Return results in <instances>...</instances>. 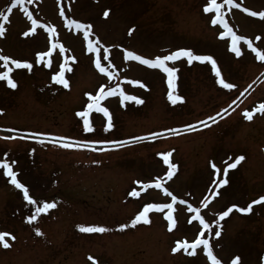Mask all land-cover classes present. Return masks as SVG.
<instances>
[{
	"label": "rangeland",
	"instance_id": "rangeland-1",
	"mask_svg": "<svg viewBox=\"0 0 264 264\" xmlns=\"http://www.w3.org/2000/svg\"><path fill=\"white\" fill-rule=\"evenodd\" d=\"M10 2L0 0V11ZM208 3L33 0L14 7L7 21L0 20L5 26L0 53L33 65L30 70L16 68L9 61L6 68L0 61V72L11 68L9 74L17 83L13 89L0 79V159L16 162L17 178L38 201L31 205L24 200L22 190L0 169V232L11 234L5 237L9 247L0 244V264H211L203 246L195 255L171 251L177 241L191 243L201 232L222 264H231L236 256L239 264H264V202L253 205L249 213L233 209L224 219L218 215L232 204L246 207L264 195V112L253 111L264 103V61L245 41L238 42L241 56L230 50L231 37L220 35L223 25L211 23L215 10H203ZM235 3L240 7L223 5L224 19L264 53V18L243 10L264 11V0ZM26 9L40 22L27 37L23 33L32 25ZM106 9L109 15L104 17ZM72 19L92 25L89 39H99V53L87 50L85 29L69 26ZM45 26H54L55 32L50 34ZM52 44L57 47L51 55L37 63L36 54L47 52ZM180 48L213 56L222 77L235 87L220 85L210 62L189 64L184 57L166 61L178 69L173 94L183 97L173 104L163 69L124 59L125 49L155 58ZM97 55L113 73L111 79L96 68ZM67 57L75 60H67L71 71L65 68L69 82L65 88L52 76ZM101 85L105 91L119 86L143 103L121 104L118 92L108 96L100 103L110 110L113 127L106 129L107 118L93 109L88 116L93 130L85 131L84 118L77 113L90 102L86 93L95 95ZM245 111L253 112L251 120ZM65 139L79 146L65 148ZM164 152H171L170 162L177 165L171 179L166 176L168 165L158 155ZM237 155L245 159L229 169V183L217 188L211 163L223 177L224 167ZM158 179L161 188L155 187ZM164 188L177 197L175 202ZM133 189L138 196L129 195ZM214 192L219 195L213 196ZM45 201L57 206L29 223L26 218ZM149 203H172L176 226L169 230L166 208L150 210V223L132 226V219ZM189 205L201 209L208 229L192 220L196 214ZM120 224L128 227L120 229ZM78 225L103 226L108 231L81 232ZM37 228L43 235H37ZM216 230L221 231L220 237L215 236Z\"/></svg>",
	"mask_w": 264,
	"mask_h": 264
},
{
	"label": "snow or ice",
	"instance_id": "snow-or-ice-1",
	"mask_svg": "<svg viewBox=\"0 0 264 264\" xmlns=\"http://www.w3.org/2000/svg\"><path fill=\"white\" fill-rule=\"evenodd\" d=\"M33 0H11L9 6L7 7L6 10L0 11V20L7 21L8 20V14L12 12V9L16 7L17 5H24L25 3L31 4ZM223 5H234L235 7L239 8L240 5L235 3V0H223V3H218L217 0H210V3H208L204 7L205 12H211L213 9L215 10L216 15L212 18L211 23L213 25H216L217 23L222 24L223 28L225 31L221 32L220 35L223 36H230L231 37V44H230V50L235 53L236 56H241V48L238 46V42L240 41H245L247 43L248 48H251L254 52L257 53V56L260 60L264 61V53H261L259 49H256L253 47V44L251 40H249L247 37L242 36V35H237L233 29L230 27V25L226 22L224 19L223 13H222V7ZM245 12H250L252 16H259L261 18H264V11H251L248 8L243 9ZM27 12V9L25 10ZM60 15L64 16V9L61 8L60 10ZM109 15V10H105L103 12V16L107 17ZM28 19L31 21V27L28 29V31H25L23 33L24 36H29L30 34L34 33L36 31V26L40 23L38 19H34L32 16L31 12H27ZM69 26H74L76 29H85L83 32L84 38L87 40V50L89 52H95L99 53L100 49L96 47V45L100 44L99 39H89V35L92 29L91 24H86L82 23L78 20L72 19L68 21ZM47 27V31L52 34L55 32L54 26L52 27ZM133 29H129V33L132 32ZM5 34V26L3 23H0V36H3ZM257 40L260 39L259 36L256 37ZM57 47L56 44H52V47L48 49L47 52H39L37 53V63L40 62L45 56H50L52 49ZM60 51L63 52L65 49L63 45L61 44L60 46ZM104 53H107V48L104 49ZM181 57H184L187 59V62L191 64L193 61H200V62H210L211 64V69L215 73V76L218 79V83L222 85L226 89H232L235 87L234 84L232 83H227L225 79L222 77V72L220 67L217 64L216 59L211 56V55H201V54H196L193 52L192 49L190 48H180L177 49L176 51L171 52L168 55H161V56H156L155 58H146L143 55L137 54L135 51L127 50L125 49L124 51V59L125 60H134L142 63L143 65L153 67V68H160L163 69V71L167 74V82L169 85V93H168V99L173 103L176 104L178 101H182L183 97L180 95H174L173 92L176 89V80H177V72L178 69L175 67H169L166 64V61H175ZM102 58L104 60H108L107 55H103ZM75 60V57H67L66 61L64 64L60 66V70L55 73L52 76V80L59 83L60 85H63V87L68 88L69 87V82L65 78V68L68 69V71H71V68L67 64V60ZM0 61L4 62L5 67L7 68L8 62L11 61V64L15 65L16 68H24V69H31L33 67L32 63L29 61H22L19 59H13L12 57L8 55H3L0 53ZM95 66L101 73H106L108 78L111 79L113 73L109 71V69L105 66L102 65L101 63V55H97L95 61ZM50 65V61H49ZM11 68H8L6 71L0 72V79L6 80L7 84L11 88H16L17 83L16 81L12 78V76L9 74L11 72ZM132 84H142L141 81L139 80H132L130 81ZM119 93V96L121 97V104H123L125 101H135L137 104L143 103V101L132 95L126 94L122 89L117 86V88H111L109 87L107 91H105L104 86L101 85L100 89L97 91L95 95L92 93H86V95L89 97L90 102L87 104L86 108L83 111H79L77 113L78 116L84 118V130L85 131H92L93 126L91 122L88 119L89 112L93 109H95L97 112H102L104 116L107 118V125L106 129H111L113 127L112 124V115L110 113V110L107 107L101 106V100L105 99L108 96H112ZM260 111L264 112V103L260 104L258 109H253V111ZM3 110L0 109V112ZM223 111H226L223 110ZM245 117L249 120L252 119L253 112L252 111H245L244 113ZM216 116H220V113H217ZM208 120H211L215 122L214 117H208ZM201 125L207 127L204 121L198 122ZM187 129H191V125H186L185 126ZM166 131L170 132H175V129H168ZM36 135H43L44 139H47V135L44 134H36ZM152 136H155V133L151 134ZM133 140H139L142 139V137H133ZM113 143H118V142H113ZM79 146L78 143H74L70 139H65L63 143V147L65 148H73ZM158 155L163 157V162L168 165V171L166 173V176L168 179H171L173 175L175 174V171L177 170V165L175 163L170 162V156L172 155L171 152H164V153H159ZM231 159V158H230ZM245 157L243 155H237L234 159L233 162L227 163L226 167L223 169V177H220V168L217 167V165L212 162L211 167L215 170L216 172V178L213 180V184L216 185L217 188H220L221 186H225L229 183V180L227 179V174L229 169H235L237 165L243 161ZM15 161L9 162L8 159H0V169H3V172L6 176L11 178V183L17 188L21 189L23 192V199L26 200L29 204L31 205H38V201L30 195L29 188L22 183L18 178H17V172L13 170V164H15ZM137 184L142 183L141 181H136ZM162 184L160 180L158 179L157 182L155 183L156 188H161ZM164 192H166L169 196L172 197L173 202L177 200V197L172 195L171 192L167 188H164ZM130 196H138L139 192H137L135 189H133L130 193ZM213 196L219 195L218 192L212 193ZM261 202H264V195L259 196L258 199H253L251 203H249L246 207H240L237 204H232L230 207L227 208L225 211H221L218 215L220 219H224L225 217H228L229 214L233 211V209L238 210L241 213H249L253 210V205L255 204H260ZM180 203L187 204L188 202L186 200H181ZM207 201H202V205L206 206ZM57 205L55 202H47L45 201L42 206H36L35 211L33 214L29 215L26 219L29 223L32 221H35L39 214L41 213H47L50 209L55 208ZM168 209V212L166 213V217L168 220V228L169 230L173 229L176 226V221L173 218L172 211H173V204L168 203V204H153L149 203L146 204L143 207V210H141L134 219L131 221V225L135 226L138 222H144V223H150L149 219V211L150 210H161V209ZM189 210L191 212H194L196 215L192 217V220L194 221H199L200 225L203 226L204 229L209 228V224L206 222L204 217L200 214L201 209L200 208H193L189 205ZM120 229H125L128 227L127 224H120L119 225ZM78 228L81 232H87V233H103L105 231H108L107 228L103 226H97V225H78ZM37 235H43L41 230L39 228L35 229ZM10 233L6 232H0V244H3L4 247H9V244L7 240H5L6 236H10ZM204 235L203 232L200 233V235L197 236L195 240H193L191 243H189L187 240L181 242L177 241L175 246L171 249L173 253H176L178 251L183 250L186 252L188 255H195L196 254V249L198 246H203V251L207 253L208 259L211 261V264H222V261L217 258V256L213 253L212 246L209 243L208 239L202 238ZM215 236L220 237L221 236V231L216 230L215 231ZM13 240L15 239L14 236L11 237ZM191 249V251H189ZM89 259H93L92 257H89ZM240 257L236 256L231 260V264H239Z\"/></svg>",
	"mask_w": 264,
	"mask_h": 264
}]
</instances>
